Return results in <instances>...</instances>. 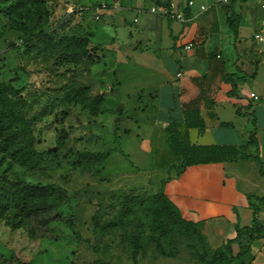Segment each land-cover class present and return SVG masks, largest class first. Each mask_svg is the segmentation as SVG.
<instances>
[{
  "label": "rangeland",
  "instance_id": "1",
  "mask_svg": "<svg viewBox=\"0 0 264 264\" xmlns=\"http://www.w3.org/2000/svg\"><path fill=\"white\" fill-rule=\"evenodd\" d=\"M104 1L124 9L157 5L156 0H0V84L17 91L10 98L24 116L35 159L33 166L1 159L0 188L53 184L66 197L20 226L14 213L0 212V264H156L202 251L197 240L161 215L156 196L177 171L170 166L173 156L157 144L159 137L140 130L144 121L120 88L118 64L124 58L118 48L130 43V31L142 28L147 14L116 10L117 20L123 11L130 23L118 26L117 45L108 48L112 20L80 10ZM36 10L43 13L38 27L32 20ZM254 30L244 25L236 41L223 21L214 38L221 39L229 71L246 75L247 95L262 98L254 103L258 121L248 125L257 128L264 152V43L253 39ZM80 37L89 44L70 56L69 46ZM243 165L249 175H259L255 162ZM208 244L210 251L218 246Z\"/></svg>",
  "mask_w": 264,
  "mask_h": 264
},
{
  "label": "crops",
  "instance_id": "2",
  "mask_svg": "<svg viewBox=\"0 0 264 264\" xmlns=\"http://www.w3.org/2000/svg\"><path fill=\"white\" fill-rule=\"evenodd\" d=\"M251 1L237 0L229 5L219 0H171L169 8L184 14L183 20L151 13L149 7L143 5L125 6L124 9L116 3L105 12V19L108 16L112 20L108 22V30L115 32L110 36L111 45L107 44L108 48L117 45L118 26L130 23L123 11L117 20L116 10L132 9L147 14L142 20V28L130 31V43L122 49L118 48V54L124 58L122 61L120 57L122 62L118 64L122 67H118L120 88H126L124 91L132 103L133 114L144 121L143 127L138 125L140 130L150 137H159L157 144L167 146L171 152L166 128L174 119L192 144L241 148L236 159L188 166L182 174L173 172L162 184L164 193L179 208L182 216L201 223L208 242H215L217 248L236 236L238 226L252 224L254 211L248 195H264V176L260 174L259 164L245 157V154L256 151L255 146L246 145L249 135L256 132L260 157L264 161L258 130L248 125L256 112L254 103L262 98L252 91L247 95L243 85L246 75L229 71L221 39L214 38L222 31L223 21L229 26L228 18L231 16H240L236 41L240 40L244 25L255 27V33L264 11L254 1L255 5L251 6ZM133 22L140 20L135 17ZM188 45L191 47L188 48ZM236 68L240 72L237 64ZM226 75L233 76L237 82L236 96L229 95L232 86L224 79ZM245 97L249 101L241 104ZM138 103L140 106L136 107ZM238 108L243 114L237 113ZM188 113L197 115L204 128L187 126ZM256 118L258 121V116ZM248 161L256 163L259 175L253 171L249 175L250 169L243 165ZM261 218L264 220V209ZM233 249L237 254L240 245L234 244ZM156 264L198 263L185 258H169ZM245 264H264V236L251 243Z\"/></svg>",
  "mask_w": 264,
  "mask_h": 264
},
{
  "label": "trees",
  "instance_id": "3",
  "mask_svg": "<svg viewBox=\"0 0 264 264\" xmlns=\"http://www.w3.org/2000/svg\"><path fill=\"white\" fill-rule=\"evenodd\" d=\"M235 1L237 0L232 2ZM171 3V0H157V5H164L168 8ZM45 9L46 7L43 5V10ZM42 18V11L36 10L32 18L35 27L40 25ZM239 22L240 16L228 18V24L236 39L239 36ZM88 44V38L80 37L72 45L73 49H70L71 46H69V55H76V53H72L75 48L79 46L86 48ZM84 52L86 53V49ZM224 79L232 86L229 95L236 96L237 82L233 76L228 77L226 75ZM16 92L11 84H0V160L11 157L23 164L33 166L35 159L33 153L30 152L31 140L28 136L24 116L10 98V95ZM249 106L251 107V104ZM237 113L243 114L239 108ZM252 120L256 124V117H253ZM187 126L204 128L203 121L191 113H188ZM166 130L169 134L170 150L175 157V162L171 163L170 166L177 170L175 171L176 174H182L191 165L233 160L240 154L241 148L239 147L192 144L188 137L180 131L179 123L174 119L168 124ZM246 145L256 147L254 154H245V157L256 160L259 164L260 174L264 176V161L260 157V144L256 132L249 135ZM164 182L165 180L162 184ZM162 186L156 196L161 215L170 225L180 228L190 238L197 240L202 248V251L196 253L194 257L186 258L188 261L198 264H245V257L251 251V243L264 236V220L261 218V212L264 209V195H248L250 206L254 211L252 224L250 226H238L234 238L228 239L223 245L210 251L202 224L185 219L179 208L164 193ZM0 192L1 214L5 211L14 213L18 218V226L25 219L31 218L43 210L58 206L66 199L63 188L53 184L17 182L10 187H1ZM234 244L240 245V251L237 254L234 253Z\"/></svg>",
  "mask_w": 264,
  "mask_h": 264
},
{
  "label": "built area",
  "instance_id": "4",
  "mask_svg": "<svg viewBox=\"0 0 264 264\" xmlns=\"http://www.w3.org/2000/svg\"><path fill=\"white\" fill-rule=\"evenodd\" d=\"M220 3L222 4H230L233 0H219ZM254 1L257 5H259L261 7V9L264 11V0H252ZM110 6L111 4L104 1V2H101L99 3L97 6H93V7H81L80 10L82 9H86V10H89V9H92L95 11L96 13V18L97 19H100V14L101 13H105V12H108L110 10ZM115 8H117L115 6ZM203 9H205L204 6H202ZM72 10H75V8L73 7ZM149 11L151 13H154V14H162V15H165V16H170V17H176L180 20H183L184 19V14L182 13H177L175 11H173L172 9L164 6V5H155L153 7H151L149 9ZM135 21H137V19H135ZM253 39L261 44L264 43V15L262 16L261 18V21H260V26L259 28L255 31L254 35H253ZM188 48L191 47V45H188L187 46Z\"/></svg>",
  "mask_w": 264,
  "mask_h": 264
},
{
  "label": "water",
  "instance_id": "5",
  "mask_svg": "<svg viewBox=\"0 0 264 264\" xmlns=\"http://www.w3.org/2000/svg\"><path fill=\"white\" fill-rule=\"evenodd\" d=\"M123 109V105H120V107L118 108V110H122ZM55 150V149H54Z\"/></svg>",
  "mask_w": 264,
  "mask_h": 264
}]
</instances>
